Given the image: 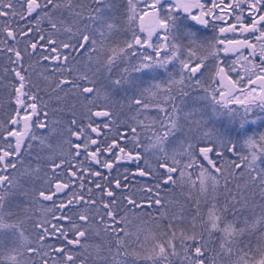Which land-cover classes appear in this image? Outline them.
I'll use <instances>...</instances> for the list:
<instances>
[{"label": "snow or ice", "instance_id": "snow-or-ice-1", "mask_svg": "<svg viewBox=\"0 0 264 264\" xmlns=\"http://www.w3.org/2000/svg\"><path fill=\"white\" fill-rule=\"evenodd\" d=\"M0 264H264V0H0Z\"/></svg>", "mask_w": 264, "mask_h": 264}, {"label": "flooded vegetation", "instance_id": "flooded-vegetation-1", "mask_svg": "<svg viewBox=\"0 0 264 264\" xmlns=\"http://www.w3.org/2000/svg\"><path fill=\"white\" fill-rule=\"evenodd\" d=\"M221 55H223V54H221ZM209 63L211 64V61H209Z\"/></svg>", "mask_w": 264, "mask_h": 264}, {"label": "rangeland", "instance_id": "rangeland-1", "mask_svg": "<svg viewBox=\"0 0 264 264\" xmlns=\"http://www.w3.org/2000/svg\"><path fill=\"white\" fill-rule=\"evenodd\" d=\"M232 75H233V76H235V74H234V73H233Z\"/></svg>", "mask_w": 264, "mask_h": 264}]
</instances>
